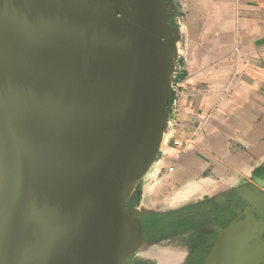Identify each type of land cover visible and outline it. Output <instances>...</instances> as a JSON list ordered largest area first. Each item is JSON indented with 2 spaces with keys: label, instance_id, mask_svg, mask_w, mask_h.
Listing matches in <instances>:
<instances>
[{
  "label": "water",
  "instance_id": "95a60500",
  "mask_svg": "<svg viewBox=\"0 0 264 264\" xmlns=\"http://www.w3.org/2000/svg\"><path fill=\"white\" fill-rule=\"evenodd\" d=\"M171 4L0 0V264H126L142 243L127 203L168 127ZM252 192L201 264H264Z\"/></svg>",
  "mask_w": 264,
  "mask_h": 264
},
{
  "label": "crops",
  "instance_id": "0c3cea01",
  "mask_svg": "<svg viewBox=\"0 0 264 264\" xmlns=\"http://www.w3.org/2000/svg\"><path fill=\"white\" fill-rule=\"evenodd\" d=\"M170 21L168 127L127 203L143 241L126 264H201L252 191L264 201V0H172Z\"/></svg>",
  "mask_w": 264,
  "mask_h": 264
},
{
  "label": "flooded vegetation",
  "instance_id": "af4514ba",
  "mask_svg": "<svg viewBox=\"0 0 264 264\" xmlns=\"http://www.w3.org/2000/svg\"><path fill=\"white\" fill-rule=\"evenodd\" d=\"M165 224L166 223H164V221H157L156 219L150 217V227L155 226L154 230H152V228L150 230V239H152L153 237L152 235L154 233H157L159 229H162ZM144 236H146V233L144 234ZM263 239H264V236H263Z\"/></svg>",
  "mask_w": 264,
  "mask_h": 264
},
{
  "label": "built area",
  "instance_id": "2783aa9c",
  "mask_svg": "<svg viewBox=\"0 0 264 264\" xmlns=\"http://www.w3.org/2000/svg\"><path fill=\"white\" fill-rule=\"evenodd\" d=\"M173 88V84L171 83V89ZM174 145H179V143L177 142V141H174ZM169 170H171V169H169Z\"/></svg>",
  "mask_w": 264,
  "mask_h": 264
},
{
  "label": "trees",
  "instance_id": "16d2710c",
  "mask_svg": "<svg viewBox=\"0 0 264 264\" xmlns=\"http://www.w3.org/2000/svg\"><path fill=\"white\" fill-rule=\"evenodd\" d=\"M169 99H170V96H169Z\"/></svg>",
  "mask_w": 264,
  "mask_h": 264
}]
</instances>
